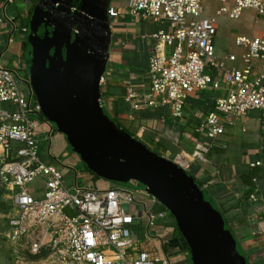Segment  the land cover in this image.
Segmentation results:
<instances>
[{
	"label": "built area",
	"instance_id": "built-area-1",
	"mask_svg": "<svg viewBox=\"0 0 264 264\" xmlns=\"http://www.w3.org/2000/svg\"><path fill=\"white\" fill-rule=\"evenodd\" d=\"M213 1L220 5L216 17L236 20L245 10L264 15V0H231V7L227 0ZM205 2L127 0L125 8L133 19L170 28L147 38L153 44L148 91L139 96L130 86L125 89L124 100L133 111L166 108L170 118L179 121L189 97L217 91L222 85L227 88L225 96L214 99L213 110L194 126V132L208 142L195 146L193 157L201 162L223 133L224 124L252 111L261 112L264 118V36L237 37L235 46L243 50L239 58L216 57L214 19L202 18ZM119 15L120 10L108 7L109 20ZM6 22L12 33L0 39V188L9 190L12 206L18 211L9 221L11 241L23 239L22 247L29 256L44 253L55 256L59 264H174L169 240L157 223H165L169 212L147 190L119 185L96 189L76 181L67 184L59 164L46 163L47 158L53 160L54 129L42 116L27 71L2 62L14 42L12 19L0 18V36ZM235 62L243 67H228L227 63ZM254 64L258 72H254ZM208 70L219 71L221 81H214ZM172 163L183 166L180 157ZM33 186L36 192L30 189ZM144 242L154 244L156 250H143Z\"/></svg>",
	"mask_w": 264,
	"mask_h": 264
},
{
	"label": "crops",
	"instance_id": "crops-1",
	"mask_svg": "<svg viewBox=\"0 0 264 264\" xmlns=\"http://www.w3.org/2000/svg\"><path fill=\"white\" fill-rule=\"evenodd\" d=\"M13 1L8 3L0 0V16L4 20H13L15 24L13 36L16 32L19 33L18 38L16 40L14 38L10 46L13 57L19 63L21 52L19 47L20 45L25 47L29 17L33 10V2L37 0L23 1L26 7L23 13L6 16L5 8L13 4ZM126 3L127 0H110L109 4V7L120 10L121 15L109 20L111 44L100 85V105L104 113L114 120L117 123L114 124L121 130L127 129L133 139L143 144L149 151L155 150L160 155L153 154L169 162L180 157L183 166L178 167L199 185L197 187L203 195L224 214V221L233 234L245 264H264L263 115L259 111H252L236 119L232 124H224L223 133L214 140L212 149L205 156V162H201L193 157L197 145L195 141L197 135L193 129L204 115L213 110L214 99L217 96H225L227 91L225 86L221 84L217 91L209 90L189 97L183 118L179 121L171 119L166 108L133 111L124 100L125 89L130 86L139 96L148 91L147 69L153 44L147 38L158 31L169 32L170 28L167 24L131 18L125 13ZM227 3L232 6L231 0H227ZM219 6L213 0H206L202 14V18L214 19L216 34L213 45L216 57L223 59L227 55H233L239 58L243 50L235 46V39L239 36H264V15L258 16L254 11L245 10L236 20L226 16L216 17L215 11ZM4 24L6 30L3 29L0 39H5L12 33L11 26L7 22ZM22 29H26V32L22 33ZM227 65L230 68L243 67L240 62ZM20 67L23 68V64L21 66L19 63L18 68ZM253 68L254 72L259 71L257 64H254ZM208 74L214 81H221L219 71L208 70ZM53 141L52 137L50 150ZM59 143V148L55 146L53 151L55 153L51 151L53 160L56 158L51 163L59 164L64 178L73 175L71 182H77L76 168L79 161L67 149H63L62 138ZM257 161L261 162L262 166H250ZM85 176L87 185L92 186L90 177ZM114 185L116 184L111 186ZM34 187L30 189L36 192ZM10 197L9 190L0 188V264H59L55 256H47L44 253L37 257L29 256L22 247L23 239L11 241L9 221L17 216L18 211L12 206ZM157 223L159 228H164V235L169 241L179 238L173 217L168 218L165 223L160 221ZM141 248L145 251L156 250L154 244L146 242ZM168 248L174 254V264H191L187 249Z\"/></svg>",
	"mask_w": 264,
	"mask_h": 264
},
{
	"label": "water",
	"instance_id": "water-1",
	"mask_svg": "<svg viewBox=\"0 0 264 264\" xmlns=\"http://www.w3.org/2000/svg\"><path fill=\"white\" fill-rule=\"evenodd\" d=\"M109 4L38 0L34 6L22 63L42 116L64 137L83 175L89 176L87 169L106 182L144 185L174 219L179 238L168 246L187 249L191 264H243L219 214L195 182L124 134L104 113L100 85L111 44Z\"/></svg>",
	"mask_w": 264,
	"mask_h": 264
},
{
	"label": "rangeland",
	"instance_id": "rangeland-1",
	"mask_svg": "<svg viewBox=\"0 0 264 264\" xmlns=\"http://www.w3.org/2000/svg\"><path fill=\"white\" fill-rule=\"evenodd\" d=\"M25 9H26V7H25V4H24V2L22 0H14L13 1V4H10V5H8L5 8V14H6V16H9L10 14H20V13H23L25 11ZM0 17L2 18V16H0ZM3 29L6 30L5 24H4ZM18 35H19V33L16 32L14 34V36H13V40H14V38L16 40V38H18ZM2 38H5V37H2ZM13 56L14 55H13L12 49L9 47L8 50H7V52L5 53L4 57L2 58V62L6 66H8V67L18 68L19 63H18L17 59L15 57H13ZM53 129H54V133H53V136L52 137L54 138V141H53V144H52V147H51L52 153H55V152H53L54 149H55V146H57V148L60 147L59 146V144H60L59 142L61 141V138H62V142H63L61 146L63 147V149H67L69 151V149L67 147L68 146L67 145V142L64 139V137L61 134L57 133L56 132V129L54 127H53ZM42 144H45V142H42ZM45 147L46 146H44L43 149ZM44 151H45V149H44ZM151 152L160 155L155 150L154 151H151ZM57 156H59V155L57 154ZM51 162H53V160H51L49 158L46 159V163H51ZM76 169H77L76 171L78 172V178H77L78 185L79 186L87 185L88 184V181L86 180V176L81 173V171L83 170L82 166L80 164H78ZM68 176H69L68 178H65L67 184H69V182H71V180L73 179V175H71V176L68 175ZM117 185L122 186V187H125V188H128V189H132V190H138V191H144V190H146V187L144 185H142V184H139V183H137V184H133L132 182L125 183V184L124 183L123 184L117 183ZM166 217L172 219V217H171V215L169 213H167V216Z\"/></svg>",
	"mask_w": 264,
	"mask_h": 264
},
{
	"label": "trees",
	"instance_id": "trees-1",
	"mask_svg": "<svg viewBox=\"0 0 264 264\" xmlns=\"http://www.w3.org/2000/svg\"><path fill=\"white\" fill-rule=\"evenodd\" d=\"M1 1H3L4 2V0H1ZM23 68H24V66H23ZM212 93V92H211ZM213 107H214V105H213ZM213 109V108H212ZM208 114V113H207ZM205 116V115H204ZM114 121V120H113ZM187 121H188V118H187ZM186 121V122H187ZM185 122V123H186ZM114 123H116L115 121H114ZM117 124V123H116ZM183 127V126H182ZM122 132L124 133V134H126L127 136H129V137H131L132 138V135H131V133H129V131L127 130V129H125V128H123L122 129ZM196 135L197 136H195L196 137V142H197V144H205V145H207L208 144V142L200 135V134H197L196 133ZM210 149H212V147L210 148ZM151 152V151H150ZM88 174H89V176H90V178L92 177V179H91V181L90 182H92V187H94V188H96V189H99V188H101V189H107V188H109V187H112L111 185H113V184H116V183H110V182H106V181H104V180H101L100 178H98V177H96V176H94L92 173H89L88 172V170L86 169L85 170ZM187 175V174H186ZM188 176V175H187ZM189 177V176H188ZM252 178V177H251ZM100 184V185H99ZM196 184V183H195ZM117 185V184H116ZM196 186H198L199 187V185H197L196 184ZM203 194V193H202ZM204 198H205V200H206V202L207 203H209L210 204V206L219 214V217H220V220H221V222H222V224H223V226L228 230V232H229V234H230V237H231V239L233 240V242H234V244H235V246L237 247V250H238V252L239 253H241V251H240V249H239V247H238V245H237V243H236V241H235V239H234V237H233V234H232V232L230 231V229H229V227H228V225L225 223V221H224V214L223 213H220L212 204H211V202L204 196ZM242 260H243V264H245V260L243 259V256H242Z\"/></svg>",
	"mask_w": 264,
	"mask_h": 264
},
{
	"label": "flooded vegetation",
	"instance_id": "flooded-vegetation-1",
	"mask_svg": "<svg viewBox=\"0 0 264 264\" xmlns=\"http://www.w3.org/2000/svg\"><path fill=\"white\" fill-rule=\"evenodd\" d=\"M37 1H38V0H37ZM37 1H36L35 3L33 2V4H34V5H33V8H34V6L37 4ZM27 31H28V30H27ZM47 31L50 32L49 29H48ZM38 33H39L40 37L42 38L43 35H44V33H45V32H44V29H43L42 26H41V28L38 30ZM19 48H20V51H21V52H20V59H19L20 62H19V63H20V65L22 66V64H23V63H22V56H23L22 53L24 52L23 50H24L25 48L22 47V45H20ZM21 68H22V67H21ZM24 69H25V68H24Z\"/></svg>",
	"mask_w": 264,
	"mask_h": 264
}]
</instances>
